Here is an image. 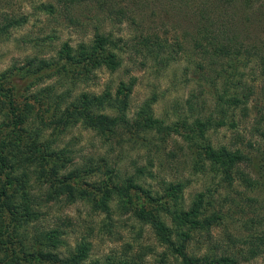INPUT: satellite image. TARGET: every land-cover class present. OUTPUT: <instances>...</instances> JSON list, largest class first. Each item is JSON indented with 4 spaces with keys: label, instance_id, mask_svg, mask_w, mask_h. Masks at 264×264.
Instances as JSON below:
<instances>
[{
    "label": "trees",
    "instance_id": "16d2710c",
    "mask_svg": "<svg viewBox=\"0 0 264 264\" xmlns=\"http://www.w3.org/2000/svg\"><path fill=\"white\" fill-rule=\"evenodd\" d=\"M56 1L69 10L90 2L106 8L114 0ZM195 1L186 5L192 9ZM200 1L206 10L195 11L190 52L185 49V54L177 57L178 52L158 35L139 36L134 46L137 53L158 65V71L185 60L199 87L187 103L189 112L212 103L211 113L194 118L193 123L181 120L169 124L157 117V97L147 99L131 117L136 77L121 81L117 87L108 85L100 94L79 92L82 86L93 85L100 72L115 74L124 67V49L112 35L101 31L90 43L77 48L64 45L56 62L30 60L26 67L13 66L0 73V264H86L92 251L89 243H77L64 252L66 243L60 233L44 234L35 226L41 210L63 197L86 201L106 215L112 214L114 206L129 211L153 228L160 245L168 250L171 264H242L264 256V219L256 223L261 227L258 235H247L250 223L241 225L235 234L227 225L225 211L214 207L206 192L198 193L190 206L185 203L190 180L164 182L160 190L153 189L142 171L121 175L118 168L106 165L79 166L73 149L60 146L64 137L79 127L109 141L129 133L157 137L166 144L181 136L194 175L210 169L230 188L239 182L264 195V150L261 161L255 163L246 149L216 147L208 137L210 131L226 126L231 112L235 117L237 111L245 118L250 116V104L261 84L254 78L253 67H263L264 73V41L246 40L240 33L245 21H218L208 6L213 2L212 6L228 5L240 11L236 3L242 1L248 14L262 21L264 0ZM45 8L56 13L55 5ZM249 70L252 74L247 77ZM45 76L52 82L41 87ZM205 92L213 100L200 103ZM261 93L264 100V85ZM256 120L264 138V110H257ZM235 121L231 128H236ZM96 177L100 180L91 189L82 187ZM216 228L225 232L218 244L214 243ZM198 234L208 235L209 245L194 250Z\"/></svg>",
    "mask_w": 264,
    "mask_h": 264
},
{
    "label": "rangeland",
    "instance_id": "374dc122",
    "mask_svg": "<svg viewBox=\"0 0 264 264\" xmlns=\"http://www.w3.org/2000/svg\"><path fill=\"white\" fill-rule=\"evenodd\" d=\"M186 2L189 0H114L106 8L90 2L65 10L56 0H0V73L13 66L26 67L30 60L56 62L64 45L77 48L81 43H90L101 31L112 35L124 49V67L115 74L107 70L100 72L93 85H84L79 92L100 94L108 85L117 87L121 81L129 82L136 77L138 85L132 98L131 117L136 116L147 99L157 97V117L168 120L169 124L181 120L193 123L194 118L211 113L212 103L206 109L200 105L199 111L189 112L187 103L192 92L199 87L196 84L198 78L191 69L186 68L185 60L181 58V63H173L169 68L158 71V65L155 66L152 59H146L145 55L134 49L139 36L158 35L172 47V51L178 52L177 57L183 56L185 49L190 52L193 47L192 35L195 34V13L206 9L203 2L196 0L192 9ZM46 5H55L56 13H48ZM212 5L213 2L208 9L218 21L242 19L247 25H241V36L248 41H264V20L251 17L242 1L236 3L238 7L241 6L240 11L228 5ZM262 69L260 66L253 67V73L256 72L254 78L259 79L257 82L261 84L250 104L253 109L250 116L245 118L241 111H237L235 117V113L231 112L226 126L210 131L208 135L216 147L246 149L247 155L255 163L261 161L264 150V138L257 130L256 120L257 110H264ZM251 74L249 70L247 77ZM46 77L41 87L51 84L52 81H47ZM205 89L209 90L208 87ZM199 98L200 103L203 99L213 100L209 92ZM234 121L237 126L231 128ZM185 145L181 136H174L173 140L161 144L157 137L132 136L129 133L109 141L79 127L64 137L60 146L73 149L79 166L106 165L118 168L121 175H134L142 171L153 189L160 190L164 182L181 178L190 180L192 183L185 193L188 206L198 193L206 192L214 207H221L225 211L227 225L235 234L241 225L250 223L247 235H258L261 227L256 223L264 219V195L245 188L239 182L230 188L217 179L216 173L210 169L204 174L194 175L191 159L185 156ZM98 180V177L93 181L87 180L90 184H83L82 187L91 189ZM113 208L112 214L106 215L86 201L63 197L41 210L40 220L35 226L44 234L60 233L66 243L64 252L77 243H89L92 251L86 264H171L168 250L160 245L150 225L142 224L127 210L121 211L116 206ZM224 233L223 228L215 229V244L223 239ZM208 243V235L198 234L193 248L197 250ZM242 264H264V256Z\"/></svg>",
    "mask_w": 264,
    "mask_h": 264
}]
</instances>
